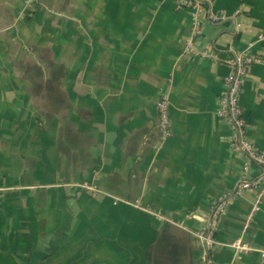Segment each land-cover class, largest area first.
Instances as JSON below:
<instances>
[{
	"label": "crops",
	"instance_id": "obj_1",
	"mask_svg": "<svg viewBox=\"0 0 264 264\" xmlns=\"http://www.w3.org/2000/svg\"><path fill=\"white\" fill-rule=\"evenodd\" d=\"M213 1L228 19L196 24L176 0H0V264H202L212 202L260 173L217 111L233 52L264 59V0ZM241 106L263 148L264 62ZM215 240L216 264H264V189L232 200Z\"/></svg>",
	"mask_w": 264,
	"mask_h": 264
},
{
	"label": "built area",
	"instance_id": "obj_2",
	"mask_svg": "<svg viewBox=\"0 0 264 264\" xmlns=\"http://www.w3.org/2000/svg\"><path fill=\"white\" fill-rule=\"evenodd\" d=\"M37 0H26L28 7H33ZM179 8H185L191 11V15L196 24H200L202 18L211 23H219L229 18L225 11L216 12L213 0H176ZM261 37V36H260ZM262 38V37H261ZM189 50L203 57L216 56L207 50H198L192 45ZM261 56H256L248 51L233 52L227 60L230 69L229 74L224 79L225 90L220 99V107L217 114L226 119L232 129L231 147L244 157V170L256 164L260 168V173L256 177H249L245 172L241 176L234 189L221 194L212 202L209 222L198 232V238L203 245L202 264H216L211 258V251L215 247L216 232L219 229L220 219L223 212L233 199L240 196L243 191L250 188L264 189V147L257 148L248 139V124L241 106V92L243 80L246 77L250 67L257 63H263ZM157 109L160 117V124L164 132L171 134V118L169 111L168 98L165 93L157 101ZM84 187L95 189L96 186L86 182ZM235 247L246 249L245 243L242 245L239 241L235 242Z\"/></svg>",
	"mask_w": 264,
	"mask_h": 264
},
{
	"label": "trees",
	"instance_id": "obj_3",
	"mask_svg": "<svg viewBox=\"0 0 264 264\" xmlns=\"http://www.w3.org/2000/svg\"><path fill=\"white\" fill-rule=\"evenodd\" d=\"M168 227H170V226H167V228L164 229L163 233H161V235L159 237V240L157 241L158 242V246L157 247H159L161 243L170 244L173 241L172 236L170 235V233L168 231L170 228H168ZM148 257H149L150 260H153L152 257L150 256V253H149Z\"/></svg>",
	"mask_w": 264,
	"mask_h": 264
}]
</instances>
